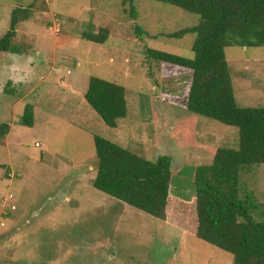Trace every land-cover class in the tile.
<instances>
[{"label":"rangeland","instance_id":"1","mask_svg":"<svg viewBox=\"0 0 264 264\" xmlns=\"http://www.w3.org/2000/svg\"><path fill=\"white\" fill-rule=\"evenodd\" d=\"M15 8L30 14L12 41L20 52H0V124L14 127L0 142V219L16 207L0 228V264H234L229 252L93 186L96 136L150 161L169 156L175 173L238 147V128L165 101L184 97L189 72L148 59L149 49L195 58V34L169 35L200 17L154 0H0V39ZM225 53L237 105L264 107V47ZM91 77L126 89L128 114L114 128L85 98ZM28 106L31 127L18 122ZM250 174L242 192L254 195L261 220L264 165ZM173 189L194 196L189 184Z\"/></svg>","mask_w":264,"mask_h":264},{"label":"trees","instance_id":"2","mask_svg":"<svg viewBox=\"0 0 264 264\" xmlns=\"http://www.w3.org/2000/svg\"><path fill=\"white\" fill-rule=\"evenodd\" d=\"M125 2L129 0H124ZM171 4L200 17L197 26L170 34L181 39L195 34V58L149 49L151 62L190 73L183 98L166 96L190 112L217 120L239 130L237 148H219L211 164L173 170L172 159L147 160L107 139L96 136L97 174L95 189L161 221L177 225L196 238L234 256V264H264V211L250 192H242L241 180L253 168L264 165V107L237 105L227 47H264V0H154ZM27 9L15 8L9 31L0 39V52L19 53L12 44L20 21L28 20ZM87 41L104 44L105 35L84 32ZM125 87L91 77L85 98L107 126L116 127L127 117ZM184 99V100H182ZM34 124L28 106L18 121ZM8 123L0 124V142L9 134ZM187 185L186 196L173 185Z\"/></svg>","mask_w":264,"mask_h":264},{"label":"built area","instance_id":"3","mask_svg":"<svg viewBox=\"0 0 264 264\" xmlns=\"http://www.w3.org/2000/svg\"><path fill=\"white\" fill-rule=\"evenodd\" d=\"M51 29L55 32V34H58L60 33L61 29H62V24L61 23H56V25L54 27H51ZM39 146V144H37V147ZM16 210V207L15 206H12L11 207V210H7V209H4L3 210V218L0 220V228H3V227H6L7 225V219H9L11 213L13 211Z\"/></svg>","mask_w":264,"mask_h":264},{"label":"crops","instance_id":"4","mask_svg":"<svg viewBox=\"0 0 264 264\" xmlns=\"http://www.w3.org/2000/svg\"><path fill=\"white\" fill-rule=\"evenodd\" d=\"M12 128L14 129V127H11V129H12ZM10 131H11V130H10ZM7 136H8V135H7ZM130 208H131V207H130ZM10 217H11V215H10Z\"/></svg>","mask_w":264,"mask_h":264},{"label":"bare ground","instance_id":"5","mask_svg":"<svg viewBox=\"0 0 264 264\" xmlns=\"http://www.w3.org/2000/svg\"><path fill=\"white\" fill-rule=\"evenodd\" d=\"M3 216H4V215H3V213H2V218H3ZM2 218H1V219H2ZM1 219H0V220H1Z\"/></svg>","mask_w":264,"mask_h":264}]
</instances>
